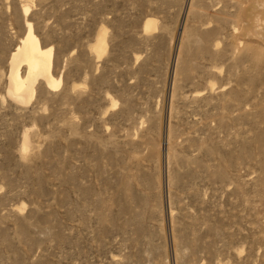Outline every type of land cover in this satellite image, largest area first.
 Returning a JSON list of instances; mask_svg holds the SVG:
<instances>
[{
    "label": "rangeland",
    "instance_id": "obj_1",
    "mask_svg": "<svg viewBox=\"0 0 264 264\" xmlns=\"http://www.w3.org/2000/svg\"><path fill=\"white\" fill-rule=\"evenodd\" d=\"M0 264H264V0H0Z\"/></svg>",
    "mask_w": 264,
    "mask_h": 264
},
{
    "label": "bare ground",
    "instance_id": "obj_2",
    "mask_svg": "<svg viewBox=\"0 0 264 264\" xmlns=\"http://www.w3.org/2000/svg\"><path fill=\"white\" fill-rule=\"evenodd\" d=\"M154 23L153 19H148L144 23V29H150ZM27 26L28 30L25 36L12 53L8 76L9 96L11 95L13 99L17 102H23V104L31 102V97L35 92L34 85L39 78H42L51 88H56L61 84V78H56L51 71V67H53V46L43 47L39 37L34 32L32 23L27 22ZM93 49L99 56L106 49L105 33L102 32V35L93 45ZM22 66L26 67L24 74L21 71Z\"/></svg>",
    "mask_w": 264,
    "mask_h": 264
}]
</instances>
